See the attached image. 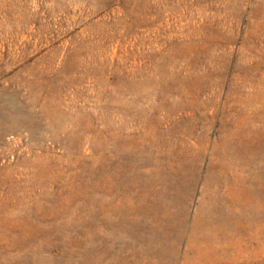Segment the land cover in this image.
<instances>
[{
  "label": "rangeland",
  "instance_id": "1",
  "mask_svg": "<svg viewBox=\"0 0 264 264\" xmlns=\"http://www.w3.org/2000/svg\"><path fill=\"white\" fill-rule=\"evenodd\" d=\"M0 264H264V0H0Z\"/></svg>",
  "mask_w": 264,
  "mask_h": 264
}]
</instances>
